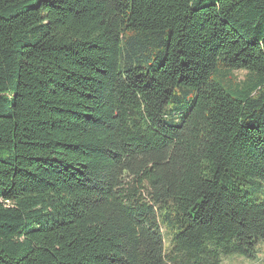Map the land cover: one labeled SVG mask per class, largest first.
<instances>
[{
  "label": "trees",
  "instance_id": "trees-1",
  "mask_svg": "<svg viewBox=\"0 0 264 264\" xmlns=\"http://www.w3.org/2000/svg\"><path fill=\"white\" fill-rule=\"evenodd\" d=\"M260 242L264 0H0V264Z\"/></svg>",
  "mask_w": 264,
  "mask_h": 264
},
{
  "label": "rangeland",
  "instance_id": "rangeland-1",
  "mask_svg": "<svg viewBox=\"0 0 264 264\" xmlns=\"http://www.w3.org/2000/svg\"><path fill=\"white\" fill-rule=\"evenodd\" d=\"M239 81H243L245 79V76L247 75L246 70H236L234 72ZM195 97V93L192 91L190 93H187L184 95L181 91H177L175 93L174 101H182L181 106H178L176 109L183 108L184 114L188 112V110L191 107V102ZM257 255L258 258L256 260H249L245 257L234 255L231 257L224 258L223 264H264V242H260L259 246L257 247Z\"/></svg>",
  "mask_w": 264,
  "mask_h": 264
}]
</instances>
